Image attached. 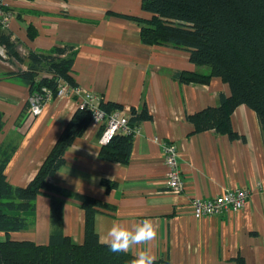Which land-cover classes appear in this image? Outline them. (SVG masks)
<instances>
[{
  "label": "crops",
  "instance_id": "1",
  "mask_svg": "<svg viewBox=\"0 0 264 264\" xmlns=\"http://www.w3.org/2000/svg\"><path fill=\"white\" fill-rule=\"evenodd\" d=\"M7 29L19 51H46L55 45L76 49L74 77L82 90L105 101L131 106L146 104L151 118L134 133L131 155L120 164L99 157L100 130L89 124L65 152L64 164L50 181L70 192H82L114 206L95 215L99 240L113 222L125 227L145 218L157 229L148 245L156 259L171 264H264V127L254 110L240 104L231 113L239 134L204 130L191 133L186 114L219 103V93L230 94L220 77L207 83L179 82L180 70L208 72L189 60L188 52L169 45L141 41L139 24L132 17H149L141 0H7ZM28 27L33 36L28 35ZM25 58L18 66L25 69ZM16 66L0 58V139L14 147L5 171L14 185H26L35 175L63 126L78 106L77 95L48 99L41 112L20 125L29 87L6 73ZM172 142L184 190L166 188L167 168L161 143ZM114 186L106 188L101 180ZM243 187L250 194L241 209L194 217L192 197H214L227 188ZM64 202L63 230L74 242L83 238V211L71 196ZM34 224L14 237L46 243L49 235V197L35 201ZM135 251V249L133 250ZM133 254L132 252H128Z\"/></svg>",
  "mask_w": 264,
  "mask_h": 264
},
{
  "label": "trees",
  "instance_id": "2",
  "mask_svg": "<svg viewBox=\"0 0 264 264\" xmlns=\"http://www.w3.org/2000/svg\"><path fill=\"white\" fill-rule=\"evenodd\" d=\"M141 8L149 17H132L140 27L141 41L146 44L169 45L188 52L189 60L208 66V72L180 70L173 75L179 82L207 83L217 76L226 82L230 94L219 93V103L208 105L186 119L193 124L191 133L212 129L216 133L236 138L239 134L231 124V113L240 104L255 111L264 127V0H141ZM28 35L33 31L28 27ZM0 58L16 66L6 73L29 87L30 95L37 93L41 103L57 96L60 84L78 87L73 73L76 49L70 45H55L46 51H19L18 41L7 28L0 25ZM28 60L25 69L18 66ZM106 112L122 109L112 100L100 101ZM28 101L19 118L27 119ZM92 111L77 106L63 126L53 146L32 179L24 186L12 184L6 175V165L14 147L5 146L0 139V264H131L133 254H113L101 243L95 230V215L114 206L92 195L70 192L53 184L50 177L64 164L65 152L75 138L90 124ZM131 127L151 118L145 103L129 110ZM3 121L0 114V133ZM134 132H117L102 144L100 158L125 164L133 146ZM106 188L115 182L103 178ZM49 197V235L46 243L14 237L35 222V201L39 195ZM71 196L83 211V238L77 243L63 230L64 202L60 196ZM155 264H171L156 259ZM237 264H245L241 257Z\"/></svg>",
  "mask_w": 264,
  "mask_h": 264
},
{
  "label": "built area",
  "instance_id": "3",
  "mask_svg": "<svg viewBox=\"0 0 264 264\" xmlns=\"http://www.w3.org/2000/svg\"><path fill=\"white\" fill-rule=\"evenodd\" d=\"M7 0H0V25L7 28L10 12L7 9ZM0 53L4 54L3 47H0ZM77 95L78 106H88L92 111L90 124L100 130L99 142L104 144L108 142L117 132L129 133L136 132L138 126L129 125V111L125 108L114 109L106 112L100 107V101L103 99L91 91L82 90L78 87H70L67 84H60L57 96ZM44 103H41L39 94L34 93L28 98V118L38 115ZM163 160L167 168L166 188L174 193H181L184 190V179L178 163L177 147L172 142L161 143ZM250 189L243 187L227 188L214 197H192L190 199L192 213L194 217L200 218L207 215L221 214L227 209H241L248 196Z\"/></svg>",
  "mask_w": 264,
  "mask_h": 264
},
{
  "label": "clouds",
  "instance_id": "4",
  "mask_svg": "<svg viewBox=\"0 0 264 264\" xmlns=\"http://www.w3.org/2000/svg\"><path fill=\"white\" fill-rule=\"evenodd\" d=\"M157 235L158 229L149 218L140 220L131 227L113 222L101 243L106 244L113 254L132 252L134 258L131 264H155L156 256L150 248L136 246L148 245L157 238Z\"/></svg>",
  "mask_w": 264,
  "mask_h": 264
},
{
  "label": "rangeland",
  "instance_id": "5",
  "mask_svg": "<svg viewBox=\"0 0 264 264\" xmlns=\"http://www.w3.org/2000/svg\"><path fill=\"white\" fill-rule=\"evenodd\" d=\"M205 69H206V71H208L209 70L208 66H206Z\"/></svg>",
  "mask_w": 264,
  "mask_h": 264
}]
</instances>
